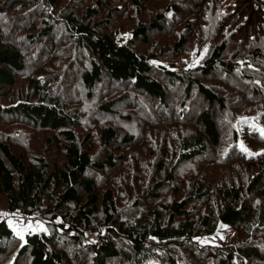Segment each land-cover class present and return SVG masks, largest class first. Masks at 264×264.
Returning <instances> with one entry per match:
<instances>
[{"label": "trees", "instance_id": "1", "mask_svg": "<svg viewBox=\"0 0 264 264\" xmlns=\"http://www.w3.org/2000/svg\"><path fill=\"white\" fill-rule=\"evenodd\" d=\"M147 1L0 0V264H264V0Z\"/></svg>", "mask_w": 264, "mask_h": 264}, {"label": "rangeland", "instance_id": "2", "mask_svg": "<svg viewBox=\"0 0 264 264\" xmlns=\"http://www.w3.org/2000/svg\"><path fill=\"white\" fill-rule=\"evenodd\" d=\"M151 0L147 1L146 5H142L141 8H146L147 6H150ZM130 22H135V20L130 21ZM262 29V28H260ZM259 29V30H260ZM263 32V31H262ZM144 46V45H143ZM184 61V60H182ZM19 88V86L17 85L16 87H13L9 90L10 92V96L11 94L15 93L17 91V89ZM247 103L251 102V101H246ZM72 108H74L75 110H77L78 112H83L86 110L87 105H86V101L85 99L81 96V100H79L74 106H72ZM242 114V113H241ZM38 134L41 135V138L39 139L37 145H46L45 142V138L49 136V134H44L42 132H34V139L38 136ZM21 152V151H20ZM0 204L4 205V198L3 196H0ZM20 216L22 218H27L29 221L28 223H19V222H14L13 221V216ZM7 219L9 224L11 225V227H13L15 229L16 232H18L20 235L25 236V234L27 233V231L29 230H42L45 227V222L42 219H39L37 216H29L26 214H23L21 212H10L8 210H5L4 208L0 207V219ZM236 230L233 228H223L220 227V230H218V232H216L214 235L212 236H203V237H199L197 240L202 244V245H209V246H223L224 244H227L231 241V239L236 235ZM88 237L91 241L94 240V235L92 233L88 234Z\"/></svg>", "mask_w": 264, "mask_h": 264}, {"label": "built area", "instance_id": "3", "mask_svg": "<svg viewBox=\"0 0 264 264\" xmlns=\"http://www.w3.org/2000/svg\"><path fill=\"white\" fill-rule=\"evenodd\" d=\"M13 221L14 222H19V223H28L29 220L27 218H22L20 216L15 215L13 217Z\"/></svg>", "mask_w": 264, "mask_h": 264}]
</instances>
